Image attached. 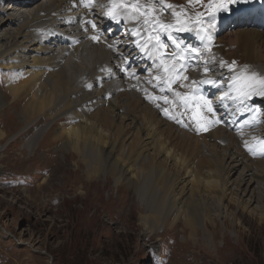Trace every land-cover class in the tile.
<instances>
[{
    "label": "bare ground",
    "instance_id": "bare-ground-1",
    "mask_svg": "<svg viewBox=\"0 0 264 264\" xmlns=\"http://www.w3.org/2000/svg\"><path fill=\"white\" fill-rule=\"evenodd\" d=\"M173 1L92 0L85 8L81 0H0V66L16 70L7 81L12 98L27 94L20 107L22 121L40 115L66 124L59 130L49 126L37 131L29 149L44 132L43 139L50 138L43 145L60 142L56 148L80 156L88 180L105 175L118 186L142 189L147 210L139 221L148 233L160 229L176 210L185 213L193 231L203 219L212 240L213 219L226 214L228 205L264 220V97L252 95L241 102L225 95H236L233 81L242 72L264 77V0L242 5L256 12L251 29L234 30L232 24L225 36L211 35L210 41L195 30H169L181 50L196 48L201 53H185L189 66L169 87L172 74H165L156 48L151 47L149 57L137 43L159 35L167 45L164 60L173 62L168 56L177 49L169 32L144 24L148 19L193 27L196 15L182 6L195 0H179L178 7ZM109 9L118 19L107 14ZM228 47L242 54L239 62ZM210 79L220 86L199 84V96L211 101L212 112L197 107L198 97L193 98V81ZM155 81L159 93L143 94L141 89L156 93ZM172 89L187 94L191 104L184 105ZM214 91L215 97L208 98ZM78 168L74 162L73 171Z\"/></svg>",
    "mask_w": 264,
    "mask_h": 264
},
{
    "label": "rangeland",
    "instance_id": "rangeland-1",
    "mask_svg": "<svg viewBox=\"0 0 264 264\" xmlns=\"http://www.w3.org/2000/svg\"><path fill=\"white\" fill-rule=\"evenodd\" d=\"M175 2L179 0L172 3L178 7ZM207 3L181 6L191 8L193 15H207ZM245 3L240 0L216 13L210 34L225 36V17L234 18L226 25H237L235 30L251 29L254 16L242 6ZM232 47L227 51L239 62L242 54ZM13 71L0 66V264H51L49 255L54 264H264V220L257 215L228 205L226 214L213 219L211 240L202 217L193 231L185 213L175 210L160 229L148 233L139 221L147 210L142 189L118 186L105 175L88 180L80 156L56 148L60 142L43 145L50 138L43 139L44 132L29 149L28 141L37 131L59 130L66 124L40 115L22 121L27 94L12 98L8 92ZM154 84L156 93H142H159L157 81ZM215 93L207 96L214 98ZM74 162L80 166L76 171Z\"/></svg>",
    "mask_w": 264,
    "mask_h": 264
},
{
    "label": "snow or ice",
    "instance_id": "snow-or-ice-1",
    "mask_svg": "<svg viewBox=\"0 0 264 264\" xmlns=\"http://www.w3.org/2000/svg\"><path fill=\"white\" fill-rule=\"evenodd\" d=\"M159 2L161 4H163V0H159ZM189 2H193V0H189ZM196 3H199L200 0H195ZM239 0H208V3L206 5V8L208 10V19L203 18V13L202 12H197L196 13V21L193 27H186L184 24L180 23L178 21V23H180L179 27H175L174 25L171 24H163L160 23L158 20H153V21H149L148 19L144 20V24L145 25H149L152 24L154 26H158L160 29H163L164 31H168L169 35L168 38L169 40L172 41V44L174 45V47L177 49V51L172 52L169 54L168 58L169 60L173 61L172 63H168L164 60V56H165V52L162 51L164 49L167 48V45L163 44L160 42V38L159 35L153 37L152 35L148 36V40L143 42V43H137V46L140 47L142 50H148L147 54L149 55V57H152L153 53L151 51V47H155L156 48V59H159L161 62V65L163 67V70L165 72V74H172L169 78H168V83H169V87H171L172 83H175L176 80L180 79L182 76V73L187 69V67L189 66L186 61L188 59L187 56H185V53L187 52H194L196 54V57H198L201 53L198 49L196 48H184L183 50H181V43L178 42L176 39L173 38V36L171 35V32L169 30L174 29L175 31L181 32V31H193L195 30L196 32H200L205 34V38H207L209 41L211 40V34L208 31L209 28H214L215 24H214V20H215V15L218 12L221 11H228L230 5L234 4V3H238ZM81 3L83 4V6L85 8H90L92 5V0H81ZM167 7H171V5H167ZM134 10H137V6H133ZM112 19H118L117 15L114 13V11L112 9L108 10L107 13ZM141 15L147 16L148 13L146 12H141ZM173 15L179 16V13H173ZM91 23V22H88ZM207 25V26H206ZM92 28L95 29L96 25L94 23L91 24ZM94 41L97 40V36H93L91 37ZM155 39L156 44L155 45H151V41ZM151 45V46H150ZM110 47H112L110 45ZM223 61H221V64L223 65ZM233 65H235V61H233ZM231 67V66H230ZM210 69H208L207 67H205L204 71L205 73H207ZM184 80H187L188 77L187 76H183L182 77ZM157 79H160V77H157ZM194 84H197V87L193 89V98L198 97V101H197V107H201V106H206L209 112H212V105H211V101L205 99L203 96H199V84H209L212 86H216L219 87L220 85L218 84V82L216 80H201L199 82L193 81ZM181 87H183V85H181ZM233 88L234 91L236 93V95H230L228 93H226L225 95L228 96L229 99L232 100H240L241 102L243 101V99H247L249 96L252 95H259L261 97H264V77H259L257 76V74L252 73L251 75H246L243 72L238 75L235 79V81H233ZM175 95L177 97H180L181 102L188 106L191 104L192 100L189 98V96L187 94L181 95V93L176 92ZM224 97H221V99H223ZM199 101L203 102V105H201L199 103ZM165 102H167V100L165 99ZM165 114H167V109L164 110ZM214 114V113H213ZM171 118V117H169ZM193 119H197V114L193 115ZM201 119H203V117H201ZM197 123L199 124V120H197ZM209 124L211 123H219V121H208ZM200 127L207 131V128L204 125H200ZM253 150V149H250ZM260 150L262 152H264V139H262L260 141Z\"/></svg>",
    "mask_w": 264,
    "mask_h": 264
},
{
    "label": "water",
    "instance_id": "water-1",
    "mask_svg": "<svg viewBox=\"0 0 264 264\" xmlns=\"http://www.w3.org/2000/svg\"><path fill=\"white\" fill-rule=\"evenodd\" d=\"M52 261V257L50 256V262Z\"/></svg>",
    "mask_w": 264,
    "mask_h": 264
}]
</instances>
